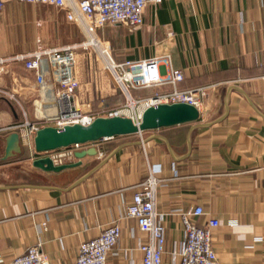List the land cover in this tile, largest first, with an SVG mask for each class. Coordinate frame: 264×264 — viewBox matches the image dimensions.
Masks as SVG:
<instances>
[{"label":"crops","instance_id":"crops-1","mask_svg":"<svg viewBox=\"0 0 264 264\" xmlns=\"http://www.w3.org/2000/svg\"><path fill=\"white\" fill-rule=\"evenodd\" d=\"M96 35L115 62L169 56L160 69L182 71L179 89L214 87L196 122L45 154L60 157L54 161L59 165L76 162V152L96 150L80 166L58 173L31 167L38 155L29 140L23 141L22 156L2 160L4 137L26 130L1 131L0 264L33 245L50 264H74L79 244L115 223L120 240L106 264H141L142 235L125 208L149 167L164 184L156 202V211L166 215L163 264H178L184 241L180 213L195 207L204 214L190 217L192 224L219 222L211 232L219 263L264 264V0H163L146 9L141 26H105ZM83 39L79 28L49 5L8 0L0 12V58ZM75 68L76 99L84 112L124 104L95 49L79 52ZM0 83L19 102L0 99V130L57 117L49 74L38 83L35 72L12 63ZM159 92L131 90V96L146 99Z\"/></svg>","mask_w":264,"mask_h":264},{"label":"built area","instance_id":"built-area-1","mask_svg":"<svg viewBox=\"0 0 264 264\" xmlns=\"http://www.w3.org/2000/svg\"><path fill=\"white\" fill-rule=\"evenodd\" d=\"M0 0V12L5 2ZM21 3L49 5L64 13L68 22L75 24L83 35L77 43L56 47L39 48L34 51L0 58V75L4 67L12 63H21L26 70L36 73L38 83H44L49 74L55 87L52 99L57 104L58 114L54 119H45L40 123L24 120L21 123L3 128L0 132L26 130L23 139L32 143L35 132L44 126L62 128L66 125H87L96 117L127 116L133 121L140 120L143 110L158 103H187L195 106L200 115L203 113V99L214 86H202L191 89H179L177 86L184 80L181 70L171 67L162 73L161 65L170 62L169 56L153 57L144 60H125L115 62L109 53V47L101 43L96 35L97 29L105 26L121 25L136 28L143 24V15L148 7L159 6L163 0H17ZM172 34L167 33V38ZM93 48L104 61V68L110 73L120 88L126 101L121 106L100 112H84L76 99L79 81L76 75L75 57L77 53ZM48 69H43V64ZM156 88L160 90L146 99H134L131 90ZM0 99L19 104L15 94L0 83ZM79 146H74L78 148ZM53 158V162L55 159ZM158 170L149 167L148 176L141 184V189L132 196L131 204L125 208V215L136 221L142 237L138 250L141 253V264H163L165 253L166 215L156 211L157 192L163 186L162 180L156 177ZM204 214L200 207L180 213L184 232V241L178 264H221L212 247V230L219 222L210 218L202 227L190 222V217ZM121 228L115 223L100 231L92 240L79 244L78 255L74 264H106V258L113 254L119 243ZM7 264H50L38 245L27 248L24 254L16 256ZM239 264V263H232Z\"/></svg>","mask_w":264,"mask_h":264},{"label":"water","instance_id":"water-1","mask_svg":"<svg viewBox=\"0 0 264 264\" xmlns=\"http://www.w3.org/2000/svg\"><path fill=\"white\" fill-rule=\"evenodd\" d=\"M199 110L187 103H158L147 106L138 122L127 116L96 117L87 125L73 124L62 128L44 126L39 128L32 137V148L38 157L30 162L32 168L44 172L58 173L81 165L86 156L96 155L95 149L76 152V162L55 165L50 156L45 154L81 146L116 136L141 134L146 131L189 124L198 121ZM4 155L2 160L22 156L24 151L23 137L18 132H12L4 137Z\"/></svg>","mask_w":264,"mask_h":264},{"label":"rangeland","instance_id":"rangeland-1","mask_svg":"<svg viewBox=\"0 0 264 264\" xmlns=\"http://www.w3.org/2000/svg\"><path fill=\"white\" fill-rule=\"evenodd\" d=\"M78 54V53H77ZM118 86V85H117ZM119 92H121V90H120V88L118 87V95L120 94ZM121 94L123 95V93L121 92ZM124 96V95H123ZM124 99H125V97H124ZM125 101H126V99H125ZM125 103V102H124Z\"/></svg>","mask_w":264,"mask_h":264}]
</instances>
